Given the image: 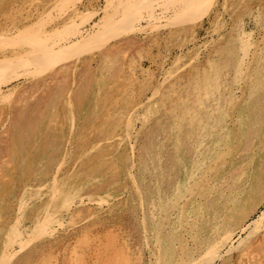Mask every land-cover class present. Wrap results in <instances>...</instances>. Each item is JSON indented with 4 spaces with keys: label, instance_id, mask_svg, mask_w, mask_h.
<instances>
[{
    "label": "rangeland",
    "instance_id": "1",
    "mask_svg": "<svg viewBox=\"0 0 264 264\" xmlns=\"http://www.w3.org/2000/svg\"><path fill=\"white\" fill-rule=\"evenodd\" d=\"M0 1H3V3H0L4 5H0L2 6L0 12L8 9L0 13L2 15L0 16V19L2 18V21L0 20V31H6L7 33L9 30L11 31L9 32L11 35L9 34L10 36L7 39H0V44L3 43L4 46L0 47V58L4 55H16L13 53L14 49H11V47L9 49L10 44L14 42L13 40L22 38V42L25 43L30 38L28 35H31L34 29L36 30L40 26V30H44V28L46 30V33L41 37L36 36L38 33L34 35L39 39L36 40L35 46L28 47L25 51L20 50L19 46H15V49H19L17 54L20 55L19 58L21 59L13 63L12 68L10 67L9 70L8 68L3 71L0 70V92H2L0 94V261L2 262L0 264H149V262L155 264L156 258L160 256L161 259H159L168 264H174L175 262L189 264L194 260L196 264L205 262V264H264V125H262L264 124V110L256 114L257 111L254 110L256 105L254 106V104L258 105V98L249 95L250 92L252 94V90L257 88L255 84L258 83V78L260 76L264 77L262 76L264 71L261 69L264 61H262L263 63L259 61L264 56V0H60L57 8L53 6L54 0ZM6 4H8V7ZM36 5L40 6L36 8ZM72 8L76 9L74 14L67 16L65 13L70 14L71 11H66ZM47 12L48 14H46ZM32 17L35 19L33 20ZM256 17L259 22L255 21ZM182 18L189 21L183 22L182 20V23ZM6 25L12 26V30ZM17 29L18 31L21 29L20 31L24 34H18ZM250 31H252L251 34H249ZM244 33L246 34L244 35ZM17 35L22 36L18 37ZM86 37L94 38L90 41L86 39L84 44V38ZM242 43L246 45L249 53L245 64L248 65L251 59L250 66L254 68L251 76L253 82H249L248 73L244 70L245 66L237 70L234 64L235 57L238 55V48ZM23 46L22 44V49ZM261 49L263 50L259 51ZM225 51L233 55L230 54L226 58L223 54ZM25 53H28V55ZM253 53L257 55L255 59H253ZM261 60H264V58ZM51 61L56 62L55 69L51 71L49 69L44 74H37L36 76V66L42 62L44 63L43 67L48 66ZM228 61L233 62L232 66L228 65V67L226 65ZM255 71L256 74H253ZM160 82L162 85H160ZM193 87L196 88L195 92L200 100H211L214 104L220 105L218 107L215 105L219 110V113H216L218 114V121H215L219 124L215 126V130L219 131V137L216 138L223 140L222 137L229 128L227 135L225 134L226 142L229 141L226 143L223 140L224 142L220 145L221 148L218 149V153L221 152L216 157L218 170L215 173H209L205 178L199 174L196 178L198 180L193 182L192 187L194 190L202 186V192L198 195L193 188L187 187L185 183L182 163L184 165L189 162L187 158L190 154L189 156L186 155L185 146H182L183 148L178 146L180 140L178 136L183 137V141L189 138V135H187L188 137L185 136V130H181L183 126L181 124L177 125V128L171 126L169 131L167 128L166 132L160 134L159 137H156L153 132L155 127L165 120L168 121V124L178 123L179 118L176 115L185 113L182 109H185L184 101H186V105L188 104L187 107H191L194 102L191 101L194 99ZM245 87L247 88L245 89ZM157 88L161 93L158 92ZM209 90L213 92L210 93ZM221 90H223L222 93ZM232 92L237 94L235 98L231 95ZM223 93L224 96H221ZM188 94L191 96H188ZM218 95L223 99L217 98ZM242 97L247 100L242 102ZM153 98L155 102L152 101ZM69 100V103L72 104L71 107H69ZM200 100L197 102L199 105H201ZM222 100H226L225 103ZM235 101L236 103H232ZM239 101L241 104L238 103ZM172 102L174 103L172 104ZM240 105L242 106L240 107ZM172 107L173 109L177 107L175 108L176 114L172 112ZM69 108L73 109L72 112ZM206 108L203 105L200 107L202 113L204 111L209 113L210 108L208 110ZM180 109L183 112L182 110L180 112ZM35 115H38V117L36 118ZM226 116L228 117L226 118ZM155 118L156 120H153ZM231 119L232 121H230ZM242 120H244L243 123ZM249 120L254 123L252 124ZM255 123L256 125H254ZM16 127L18 128L16 129ZM152 127L153 129H151ZM233 127L235 128L233 129ZM239 128L241 131H239ZM182 129H186V127ZM147 130L151 133L150 136ZM37 132L38 134H36ZM228 133L231 135H228ZM146 136H148V139H146ZM167 138L170 140L168 141ZM150 139H152V143H150ZM148 141L150 145L154 144L151 145L153 149H151V146L146 147ZM249 141L252 142L249 143ZM182 142L180 145H182ZM169 143H172V145ZM232 146L236 148L233 149ZM178 148L180 150H176ZM181 150L184 154L181 153ZM138 152L142 157L139 156ZM224 152H227V154H223ZM233 152L235 153L232 154ZM18 153L21 154H19L21 157ZM156 153L159 156L161 155V158L157 157ZM240 154L242 157L239 156ZM168 155L171 156L169 160ZM184 155H186V159L183 161ZM9 157H13V159ZM162 158L165 160L163 161ZM242 158H247L248 162ZM236 160H239L238 163ZM88 161L91 163L90 165ZM221 162H223V165H221ZM170 163L173 167L170 166ZM157 164L159 165L157 166ZM161 164L162 166H160ZM228 166L232 167L228 168ZM138 167L140 170L142 169L141 173L140 170L137 171ZM12 168L14 169L13 173ZM156 169H160L159 172L161 173ZM128 171L134 175L130 176L131 173L129 174ZM169 171L171 172L169 173ZM70 174L72 178L69 177ZM23 175H26V177ZM54 175H57L58 180L55 187L53 185ZM173 175L176 176V179ZM27 176L28 180H24ZM64 176L65 178H63ZM148 176L151 178H148ZM20 178L22 181L19 180ZM213 178L216 181L215 183H220L215 192V195H217V208L212 211L207 205L211 202L207 201L211 194L208 193L206 188L210 182H213ZM148 179L152 182L150 183ZM202 179H205V181ZM256 179L258 181H255ZM201 181L202 185H199L198 182L201 183ZM140 183L143 184L140 186ZM69 184L73 186L67 188ZM240 184H242V187ZM143 190H145L144 196ZM3 192L5 193L3 194ZM53 192H56L55 196H52ZM163 195L165 196L163 197ZM59 196L61 197L59 198ZM255 196H257V199H255ZM68 197H71L70 200H68ZM101 197L104 200L101 201ZM195 197L199 198L198 201ZM128 199L129 201H126ZM55 201L56 203H53ZM62 201L63 203L67 202V204L68 202L71 203H69V207L62 208L63 205L61 204L63 203H60ZM48 203H50L49 207L47 206ZM52 203L56 204V207ZM230 203L235 205V209L234 205ZM16 207H18V210ZM240 207L243 209L241 210ZM47 208H50L49 211ZM142 208L145 209V213ZM245 208H247L246 211ZM147 209H149L148 212ZM150 209H152L151 215L149 213ZM53 213L55 214L51 215ZM42 214L46 217L48 215L49 220L43 217ZM36 216L39 217V220ZM205 216L207 217L205 218ZM213 216L215 220H212ZM142 219H146L148 223ZM206 219L207 221H205ZM55 220L57 221L55 222ZM211 220L213 223H211ZM47 222H49L50 227L53 225L52 228L45 233L40 232L42 231L40 230L39 234L38 227ZM145 222L146 225H144ZM59 223H61V226ZM15 225L18 227L16 226V228ZM201 226L203 227L201 228ZM196 228H200V230H196ZM54 231L55 233H53ZM226 231H232L229 240H224L222 237ZM204 232L206 233L202 234ZM173 233H176V235ZM182 233L186 238L183 237ZM32 234H35V236L30 240L31 242L29 241L30 243L26 244V249H22L23 253H19L21 248L18 238L29 239ZM171 234L174 236H171ZM37 235L38 240L36 239ZM180 237H183V240L181 239L183 243L180 241ZM215 238H219V240L215 241ZM12 240L15 242L14 244ZM179 241L181 244L178 243ZM216 242L218 245H216ZM210 243L216 245V254L214 257L212 256L213 258L206 255L209 246H213ZM185 245L186 247H184ZM175 247L178 251H175ZM196 249L199 251H196ZM181 250L183 251L181 252ZM159 252H162L163 255ZM197 252H200L199 255ZM152 253L153 255H151ZM3 255L9 257L2 260ZM191 255H193V258ZM203 256L209 261L205 260ZM10 257H12L11 262L8 260ZM201 257L203 261L200 263Z\"/></svg>",
    "mask_w": 264,
    "mask_h": 264
},
{
    "label": "bare ground",
    "instance_id": "2",
    "mask_svg": "<svg viewBox=\"0 0 264 264\" xmlns=\"http://www.w3.org/2000/svg\"><path fill=\"white\" fill-rule=\"evenodd\" d=\"M11 1V0H10ZM0 2H2L3 3V1H0ZM7 2V1H6ZM59 2H60V0H54L53 1V6H54V8H57V5L59 4ZM72 2V1H71ZM2 3H0V5H3ZM9 3V2H8ZM25 3H27V2H25ZM71 4V3H70ZM8 4H6V6H7ZM4 6V5H3ZM30 6V5H29ZM34 6V5H33ZM37 6H40V5H36V8H37ZM0 7H2V6H0ZM8 7V6H7ZM6 7V8H7ZM68 7H70L69 5H68ZM17 8V7H16ZM30 8V7H29ZM63 8H64V6H63ZM67 8V7H66ZM74 8V7H73ZM71 9V10H67L66 12H70L71 11V13L70 14H68V13H65V14H67V16L68 15H72V14H74V12H75V10L76 9ZM10 9V8H9ZM31 9V8H30ZM29 9V10H30ZM33 9V8H32ZM70 9V8H69ZM8 10V9H7ZM7 10H3L4 12L5 11H7ZM28 10V9H27ZM36 10H38V9H36ZM49 10V9H48ZM51 10H52V7H51ZM2 11V12H3ZM21 11V10H20ZM31 11V10H30ZM33 11H35V10H33ZM57 11V10H56ZM259 11V10H258ZM2 12H0V13H2ZM27 12V11H26ZM42 12V11H41ZM48 12H50V11H48ZM48 12L46 13V14H48ZM55 12V11H54ZM18 13V12H17ZM37 13V12H36ZM56 13V12H55ZM59 13V12H58ZM63 13V12H62ZM261 13V12H260ZM263 13V12H262ZM32 15L34 14L33 12L31 13ZM38 14H39V11H38ZM29 15V14H28ZM40 15H42V14H40ZM61 15V14H60ZM0 16H2V15H0ZM5 16V15H4ZM30 16V15H29ZM35 16V15H34ZM55 16V15H54ZM57 16H58V14H57ZM62 16H63V14H62ZM255 16V15H254ZM261 16V15H260ZM27 17V16H26ZM38 17V16H37ZM29 18V17H28ZM33 18V17H32ZM39 18V17H38ZM41 18V17H40ZM2 19V18H1ZM0 19V20H1ZM6 19V18H5ZM27 19V18H26ZM35 18H33V20H34ZM42 19V18H41ZM182 20H183V22H187V21H189L188 19H186V18H182L181 19V22H182ZM2 21V20H1ZM24 21V20H23ZM44 21H45V18H44ZM255 21H258V19H257V17H256V19H255ZM12 22V21H11ZM51 22V21H50ZM180 22V21H179ZM182 22V23H183ZM259 22V21H258ZM6 23V22H5ZM256 24H257V22H256ZM259 24V23H258ZM4 26H5V24H4ZM6 26H9V25H6ZM14 26V25H13ZM22 26V25H21ZM35 26V25H34ZM10 28H11V30H12V26H9ZM8 27V28H9ZM15 27V26H14ZM23 28H24V26H22ZM31 27V26H30ZM43 27V26H42ZM264 27V26H263ZM2 28H4L3 26H2ZM25 28H27V27H25ZM262 28V27H261ZM16 29V28H15ZM21 30V29H20ZM18 31V29H17V31H18V34H21V33H23L24 34V32H22V31ZM29 30V29H28ZM37 30V31H36ZM34 29V31H33V33L31 34V35H28L29 33L27 32V35L28 36H30V38H29V40H26L25 41V43H23L22 42V38H20V39H18L15 35H13L14 37H16L17 39L16 40H13L12 42L13 43H9L10 44V46H9V49H10V47H11V49H14L13 51V53L14 54H16V55H11L10 54V56H6V55H4V57H2V58H0V70H5V68H8V70H9V68L11 67L12 68V64L13 63H15L18 59H21V58H19V54H17L18 52H19V49L17 50V49H15L14 47L16 46H19L21 49L20 50H27L28 49V47L30 48V47H33V46H35V43L37 42L36 40H39L36 36H39V37H41L44 33H46V30H45V28H44V30H40V26L37 28V29ZM263 30V29H262ZM27 31V30H26ZM31 31V30H30ZM232 31V30H231ZM247 31V30H246ZM1 33H0V39H7L11 34L9 33V32H11L10 30H9V32L7 33L6 31H0ZM236 32V31H235ZM251 32L252 31H250V33L249 34H251ZM26 33V32H25ZM38 33V35H36ZM264 33V32H263ZM10 34V35H9ZM12 34H14V33H12ZM246 33H244V35H245ZM258 34V33H257ZM33 35V36H32ZM34 35H36V36H34ZM253 35V34H252ZM256 35V34H255ZM262 35V34H261ZM18 36V35H17ZM22 35H19L18 37H21ZM26 36V35H25ZM27 36V37H28ZM238 36H240V35H238ZM248 37H249V35H248ZM251 37H253V36H251ZM263 37V36H262ZM11 38H13V37H11ZM94 37H89V38H84V44H85V41H86V39H88L89 41L91 40V39H93ZM240 38H241V36H240ZM28 39V38H27ZM32 39V40H31ZM242 39V38H241ZM253 39V38H252ZM259 39V37L257 38V40ZM227 40V39H226ZM255 40V39H254ZM264 40V39H263ZM261 42V41H260ZM2 43V42H1ZM252 43V42H251ZM3 44V43H2ZM2 44H0L1 46L0 47H4ZM24 45V46H26L25 48H24V46H23V49H22V47H21V45ZM90 44V43H89ZM240 44V43H239ZM254 44H255V42H254ZM257 44H258V42H257ZM12 45V46H11ZM256 45V44H255ZM254 45V46H255ZM83 46V45H82ZM247 46H249V45H247ZM251 46V45H250ZM261 46V45H260ZM8 47V46H7ZM6 47V48H7ZM258 47H259V45H258ZM254 49H256L255 47H254ZM260 49V48H259ZM4 50V49H3ZM235 50H236V48H235ZM239 50V51H238ZM238 52H237V57H235L236 58V60H235V62H234V64L236 65V67H237V70L238 69H241V67L242 66H245V69L244 70H246V72L248 73V79H249V82H253L251 79L253 78H251V76H252V71L254 70V68H252V66H250L251 65V59L249 60V62H248V65H246L245 63H246V59H247V55L249 54L248 53V51H247V47H246V45H244L243 43H242V45L238 48ZM257 50V49H256ZM263 49H261V50H259V51H262ZM6 51V50H5ZM29 51V50H28ZM28 51H26V52H28ZM16 52V53H15ZM21 52V51H20ZM256 52V51H255ZM254 52V53H255ZM12 53V54H13ZM23 53V52H22ZM21 53V54H22ZM32 53V52H31ZM30 53V54H31ZM253 53V54H254ZM4 54V53H3ZM9 54V53H8ZM25 54H27L28 55V53H25ZM29 54V55H30ZM223 54H225L224 56L226 57V58H228L227 56H229L230 54L231 55H233L232 53H230V52H227V51H225V52H223ZM228 54V55H227ZM252 54V53H251ZM1 55V54H0ZM254 58L253 59H255L256 57H257V55H255L254 54V56H253ZM183 58V57H182ZM251 58H252V55H251ZM263 58H264V56H263ZM263 58H261V59H263ZM259 60V61H264V60ZM258 61V62H259ZM258 62H257V64H258ZM207 63H209V62H207ZM230 62L228 61V62H226V65L228 66H232V63H230ZM263 63V62H262ZM43 62L42 63H40L39 65H37L36 66V68H37V72H36V76H37V74L38 75H41V74H44L46 71H48L49 69H50V71L51 70H53V69H55V67H56V62H50L49 63V65L48 66H44L43 67ZM221 64V63H220ZM55 65V66H54ZM57 65H59V64H57ZM209 65H210V63H209ZM184 66V65H183ZM228 66V67H229ZM226 67V66H225ZM213 68H214V66H213ZM227 68V67H226ZM257 69L259 68V67H256ZM235 69V68H234ZM261 69L264 71V65L263 66H261ZM204 71V70H203ZM214 71V70H213ZM241 71V70H240ZM256 71H258V70H256ZM256 71L253 73V74H256ZM202 72V71H201ZM207 72V71H206ZM200 73V72H199ZM263 73V72H262ZM208 74H209V71H208ZM214 74H215V72H214ZM213 74V76L215 77V75ZM241 74H242V72H241ZM258 74V73H257ZM193 75V74H192ZM195 75V74H194ZM207 77H208V75H206ZM205 76V77H206ZM262 76H264V75H262ZM191 77V76H190ZM211 77V76H210ZM220 77V76H219ZM240 77V76H239ZM242 77V76H241ZM197 78V77H196ZM209 78V77H208ZM74 79V78H73ZM215 79V78H214ZM240 79V78H239ZM239 79H238V81H239ZM243 79V78H242ZM189 80H190V78H189ZM193 80V79H192ZM207 80H209V79H207ZM217 80H218V78H217ZM244 80V79H243ZM251 80V81H250ZM216 81V80H215ZM188 82H190V81H188ZM193 82H194V80H193ZM204 82V81H203ZM246 82V81H245ZM244 82V83H245ZM212 83H213V80H212ZM219 83V82H218ZM223 83V82H222ZM244 83H242V84H244ZM257 83V82H256ZM158 84V83H157ZM193 84V83H192ZM202 84V83H201ZM204 84H206V83H204ZM215 84H216V82H215ZM220 84V83H219ZM160 85H162L161 84V82H160ZM165 85V84H164ZM163 85V86H164ZM209 85V84H208ZM207 85V86H208ZM230 85V84H229ZM236 85V84H235ZM239 85V84H238ZM246 86H247V84H245ZM257 85V88H255L254 90H252L253 92H252V94H251V92L249 93V95L251 96V97H254V98H258V105L257 104H254V110H256L257 112H256V114H258V113H261V111L262 110H264V77H259L258 78V83L257 84H255V86ZM191 86V85H190ZM189 86V87H190ZM213 86H216V85H213ZM222 86V85H221ZM241 86V85H240ZM87 87V86H86ZM156 87H157V85H156ZM209 87V86H208ZM218 87V86H217ZM216 87V88H217ZM242 87H244V86H242ZM250 87V86H249ZM198 88V87H197ZM207 88V87H206ZM210 88V87H209ZM220 88V87H219ZM247 87H245V89H246ZM87 89V88H86ZM95 89V88H94ZM158 89V88H157ZM163 89H164V87H163ZM205 89V88H204ZM203 89V90H204ZM211 89V88H210ZM251 89V88H250ZM84 90H85V88H84ZM89 90V89H88ZM92 90V89H91ZM96 90H98V89H96ZM95 90V91H96ZM153 90V89H152ZM156 90V89H155ZM189 90V89H188ZM195 90H196V88H194L193 87V93H194V99L193 100H191V101H194L193 103H192V106L190 107V106H188L187 107V105L185 104L186 103V101H184V103H183V105L185 106V109L184 108H182L184 111H185V113L184 114H180V115H176L179 119H178V123L176 124V122H174V123H171V124H168L167 122V120H165L164 122H160L159 124L158 123H155V124H158L156 127H155V130L153 131L154 132V135L156 136V137H159L160 136V134H163V133H165L166 132V130H167V128H168V131L170 130V127L171 126H173V127H176L177 128V125H179V124H181V126H183L182 128H184V127H186V129H182L181 128V130H185V133H186V135L185 136H187V135H189V138H187V139H185V141H183V137H180V136H178V138L180 139L179 140V144H178V146H180V148L183 146H185V153H186V155H188L189 156V154H190V156H189V158H187L188 160H189V162L186 164H184L183 165V163H182V168H183V171H184V176H185V183L187 184V187H190L191 189L193 188L192 186H193V182L195 181V180H198V179H196V178H198V175L199 174H201V176L202 177H207L208 176V174L209 173H211V172H213V173H215L217 170H218V167H217V163H216V157H217V154H220V153H218V149L219 148H221L220 147V145H221V143L222 142H226V133H227V131H228V129H227V131H225L226 133V135L224 134V137H222L223 138V140H221L220 138L219 139H217L216 137H219V131L218 130H215L216 129V125L218 126L219 124H217V123H215V121H218V119H217V116H218V114H216V113H219V110H217V108H216V106L215 105H217V103L216 104H214L213 102H211V100H206V101H204V100H200L198 97H197V93L195 92ZM217 90V89H216ZM241 90V89H240ZM244 90V89H243ZM86 91V90H85ZM139 91V90H138ZM161 91H163V90H161ZM215 91V90H214ZM218 91V90H217ZM222 91L223 90H221V93H222ZM239 91V90H238ZM247 91V90H246ZM11 92V91H10ZM13 92V91H12ZM158 92H160V90L158 89ZM171 92H173V91H171ZM206 92H208V91H206ZM209 92H210V90H209ZM213 92V91H212ZM212 92H210V93H212ZM241 92H242V90H241ZM244 92V91H243ZM2 92H0V94H1ZM87 93V92H86ZM99 93V92H98ZM161 93V92H160ZM220 93V92H219ZM97 94V93H96ZM151 94L153 95V93L151 92ZM166 94V93H165ZM164 94V95H165ZM199 94V93H198ZM209 94V93H208ZM217 94V93H216ZM242 94H244V93H242ZM245 94L247 95V93L245 92ZM88 95V94H87ZM99 95V94H98ZM159 95V94H158ZM157 95V96H158ZM228 95V94H227ZM231 95H233L234 96V98L236 97V93L235 92H232L231 93ZM2 96V95H1ZM4 96V95H3ZM159 96H161V95H159ZM163 96V95H162ZM180 96V95H179ZM188 96H191V95H189L188 94ZM193 96V95H192ZM204 96V95H203ZM221 96H224V93L221 95ZM226 96V95H225ZM240 96V95H239ZM180 97H182V96H180ZM200 97V96H199ZM217 97V96H216ZM228 97V96H227ZM238 97V96H237ZM244 97V96H243ZM242 97V98H243ZM10 98V97H9ZM151 98V97H150ZM167 98V97H166ZM175 98V97H174ZM186 98H187V95H186ZM189 98V97H188ZM217 98H221V97H219V95H218V97ZM241 98V100H242V102H243V100H247V99H242ZM89 99V98H88ZM87 99V100H88ZM158 99V98H157ZM168 99H169V97H168ZM176 99H177V96H176ZM190 99V98H189ZM188 99V100H189ZM218 99V100H219ZM221 99H223V97L221 98ZM239 99V98H238ZM71 100V99H70ZM70 100L68 101V103L70 102ZM174 100V99H173ZM180 100V99H179ZM181 100H182V98H181ZM184 100V99H183ZM198 100H200V103H201V105H199L197 102H198ZM237 100V99H236ZM67 101V100H66ZM151 101V100H150ZM152 101H154V98H153V100ZM151 101V102H152ZM163 101H165L164 99H163ZM178 101V100H177ZM211 103H210V102ZM226 101V100H225ZM225 101H223L222 100V102H224L225 103ZM254 101V100H253ZM255 101H256V99H255ZM148 102H149V100H148ZM155 102V101H154ZM157 102V101H156ZM216 102V101H215ZM67 103V104H68ZM174 102H172V104H173ZM188 103V102H187ZM232 103H236V101L235 102H232ZM238 103H240L241 104V102L239 101ZM249 103V102H248ZM253 103V102H252ZM114 104V106H115V102L113 103ZM112 104V105H113ZM155 104V103H154ZM172 104H170V105H172ZM196 104H198V105H196ZM228 104V103H227ZM70 105H72L71 103H69V107H71ZM108 105V104H107ZM150 105V104H149ZM167 105V104H166ZM177 105H179L178 103H177ZM181 105V104H180ZM183 105H181V106H183ZM204 106V108H206L205 106H208L207 108H206V110H208V108H210V110H209V113H207L206 111H204L203 113H202V111H201V109H200V107L201 106ZM219 105V104H218ZM218 105H217V107H218ZM223 105V104H222ZM236 105H239V104H236ZM242 105H243V103H242ZM242 105H240V107L242 106ZM247 105H249V104H247ZM113 106V107H114ZM155 106H157V105H155ZM169 106V105H168ZM174 106H176V105H174ZM210 106V107H209ZM220 106V105H219ZM244 106H246V105H244ZM251 106V105H250ZM141 107V106H140ZM152 107V106H151ZM224 107V106H223ZM239 107V106H238ZM252 107H253V105H252ZM148 108V107H147ZM158 108V107H157ZM168 108V107H167ZM169 108H170V106H169ZM168 108V109H169ZM175 108H177V107H175ZM175 108L173 109V107H172V109H173V113L174 114H176L175 113ZM181 108V107H180ZM233 108V107H232ZM235 108V107H234ZM70 110H71V108H69ZM167 109V110H168ZM182 109H180V112H181V110ZM240 109V108H239ZM250 109H252V108H250ZM249 109V110H250ZM67 110V109H66ZM73 110V109H72ZM72 110H71V112H72ZM157 110V109H156ZM166 110V111H167ZM179 110V109H178ZM183 110H182V112H183ZM248 110V109H247ZM68 111V110H67ZM145 111V110H144ZM151 111V110H150ZM231 111V110H230ZM236 111H237V109H236ZM246 111V110H245ZM244 111V112H245ZM177 112V111H176ZM240 112V111H239ZM243 112V111H242ZM247 112V111H246ZM253 112H255V111H253ZM205 113V114H204ZM224 113V112H223ZM237 113H238V111H237ZM237 113H235V114H237ZM247 113H249V112H247ZM250 113H251V110H250ZM31 114H33V113H31ZM154 114V113H153ZM173 114V115H174ZM231 114V113H230ZM253 114V113H252ZM225 115V114H224ZM244 115V114H243ZM36 116V118L38 117V115H35ZM128 116H129V114H128ZM146 116V115H145ZM175 116V115H174ZM238 116H240L239 114H238ZM228 116H226V118H227ZM232 117H234V116H232ZM236 117V116H235ZM243 117V116H242ZM248 117L250 118V116L248 115ZM145 118V117H144ZM159 118V117H158ZM246 118V117H245ZM255 118V117H254ZM259 118V117H258ZM264 118V117H263ZM72 119H73V117H72ZM71 119V120H72ZM138 119V118H137ZM242 119V118H241ZM252 119H253V117H252ZM251 119V120H252ZM50 120V119H49ZM153 120H156V118L155 119H153ZM229 120V119H228ZM240 120V119H239ZM251 120H249V121H251ZM259 120V119H258ZM257 120V122H259ZM145 121V120H144ZM230 121H232V119L230 120ZM234 121V120H233ZM243 121L244 120H242V123H243ZM245 121H246V119H245ZM33 122H34V120H33ZM38 122V121H37ZM50 122V121H49ZM130 122V121H129ZM155 122V121H154ZM226 122V121H225ZM237 122H238V120H237ZM236 122V123H237ZM36 123V122H35ZM41 123V122H40ZM43 123V122H42ZM128 123V122H127ZM142 123H144V122H142ZM147 123V122H146ZM152 124H153V122H151ZM239 123V122H238ZM245 123V122H244ZM251 123L253 124L254 122H252L251 121ZM45 124V123H44ZM145 124V123H144ZM173 124V125H172ZM224 124H226V123H224ZM229 124V123H228ZM250 124V123H249ZM129 125V124H128ZM233 125V124H232ZM231 125V126H232ZM243 125H246V124H243ZM242 125V126H243ZM251 125V124H250ZM254 125H256V123L254 124ZM253 125V126H254ZM262 125H264V124H262ZM35 126V125H34ZM72 126V125H71ZM230 126V128H232ZM234 126V125H233ZM241 126V125H240ZM36 127V126H35ZM35 127H33V128H35ZM150 127V126H149ZM220 127V126H219ZM223 127V126H222ZM221 127V128H222ZM260 127V126H259ZM18 127H16V129H17ZM48 128H49V126H48ZM225 128V127H224ZM235 127H233V129H234ZM237 128V127H236ZM242 128V127H241ZM248 128V127H247ZM31 129V128H30ZM127 129V128H126ZM143 129V128H142ZM151 129H153V127L151 128ZM258 129H260V128H258ZM42 130V129H41ZM48 130V129H47ZM149 131H150V129H148ZM147 130V132H149ZM236 130V129H235ZM252 130V129H251ZM255 130H257L256 128H255ZM19 131V130H18ZM32 131H33V129H32ZM221 131H222V129H221ZM237 131V130H236ZM239 131H241L240 130V128H239ZM31 132V131H30ZM151 132V131H150ZM149 132V136H150V133ZM252 132H254V131H252ZM34 133V132H33ZM48 133V132H47ZM174 133V132H173ZM245 133V132H244ZM244 133H243V136H244ZM247 133V132H246ZM262 133V132H261ZM36 134H38V132L36 133ZM238 134V133H237ZM254 134H256V132H254ZM9 135V134H8ZM28 135V134H27ZM98 135V134H97ZM165 135H167V134H165ZM178 135V134H177ZM228 135H231V134H229L228 133ZM248 135V134H247ZM251 135H253V134H251ZM258 135V134H257ZM15 136V135H14ZM23 136V135H22ZM25 136V135H24ZM32 136V135H31ZM38 136V135H37ZM232 136H234V135H232ZM26 137V136H25ZM28 137H30V136H28ZM45 137V136H44ZM147 138L146 139H148V136H146ZM152 137V136H151ZM155 137V138H156ZM188 137V136H187ZM237 137H241V136H237ZM250 137V136H249ZM37 138V137H36ZM43 138V137H42ZM70 138V137H69ZM97 138V137H96ZM98 138H99V135H98ZM97 138V140H101V138H99L98 139ZM102 138H103V136H102ZM150 138V137H149ZM235 138V137H234ZM245 138V137H244ZM243 138V140H245ZM251 138H252V136H251ZM260 138H262L261 136H260ZM14 139H15V137H14ZM17 139V138H16ZM18 139H20V138H18ZM22 139V138H21ZM28 139V138H27ZM35 139V138H34ZM105 139V138H104ZM157 139V138H156ZM253 139V138H252ZM42 140V139H41ZM110 140V139H109ZM108 140V141H109ZM112 140V139H111ZM145 140V139H144ZM167 140L169 141L170 139L169 138H167ZM21 141V140H20ZM46 141V140H45ZM107 141V140H106ZM150 143H152V139H150ZM173 141V140H172ZM183 141V142H182ZM229 141V140H228ZM227 141V142H228ZM237 141V140H236ZM17 143H18V140L16 141ZM24 142V141H23ZM39 142H40V140H39ZM90 142V141H89ZM102 142V141H101ZM112 142V141H111ZM146 142V141H145ZM155 142V141H154ZM156 142H158V141H156ZM181 142H182V145H180L181 144ZM226 142V143H227ZM233 142V141H232ZM244 142V141H243ZM252 142V141H251ZM250 141H249V143H251ZM258 142H260V141H258ZM41 143V142H40ZM91 143V142H90ZM114 143V142H113ZM225 143V144H226ZM93 144V143H92ZM170 145H172V143H169ZM259 144V143H258ZM262 144V143H261ZM13 145V144H12ZM16 145V144H15ZM14 145V146H15ZM40 145V144H39ZM152 145V144H151ZM150 144H149V141L147 142V144H146V147H148V146H151ZM154 145V144H153ZM152 145V146H153ZM233 145H235V144H233ZM245 145V144H244ZM257 145V144H256ZM21 146V145H20ZM19 146V147H20ZM23 146V145H22ZM41 146H42V144H41ZM46 146V145H45ZM89 146V145H88ZM97 146V145H96ZM151 146V147H152ZM167 146H168V143H167ZM230 146V145H229ZM252 146V145H251ZM132 147V146H131ZM155 147V146H154ZM162 147V146H161ZM182 147V148H183ZM233 147V146H232ZM241 148H242V146H240ZM12 148H13V146H12ZM15 148H16V146H15ZM40 148V147H39ZM42 148V147H41ZM66 148V147H65ZM93 148H95V147H93ZM92 148V149H93ZM97 148V147H96ZM133 148V147H132ZM165 148V147H164ZM227 148V147H226ZM225 148V149H226ZM236 148V147H235ZM234 147H233V149H235ZM244 148V147H243ZM27 149V148H26ZM46 149V148H45ZM82 149V148H81ZM91 149V148H90ZM91 149V150H92ZM107 149V148H106ZM151 149H153V147L151 148ZM167 149V148H166ZM250 149V148H249ZM44 150V149H43ZM66 150V149H65ZM133 150V149H132ZM157 150H159V149H157ZM176 150H180L179 148L178 149H176ZM243 150V149H242ZM258 150V149H257ZM13 151V150H12ZM104 151V150H103ZM137 151H138V149H137ZM155 151H156V149H155ZM11 152V151H10ZM46 152V151H45ZM83 152V151H82ZM89 152V151H88ZM165 152V151H164ZM180 152V151H179ZM246 152V151H245ZM250 152V151H249ZM252 152V151H251ZM261 152V151H260ZM42 153H43V151H42ZM84 153V152H83ZM134 153V152H133ZM139 153V152H138ZM151 153V152H150ZM155 153V152H154ZM153 153V154H154ZM181 153H183L182 152V150H181ZM180 153V154H181ZM229 153V152H228ZM235 152H233L232 154H234ZM238 153H239V151H238ZM255 153V152H254ZM262 153V152H261ZM260 153V154H261ZM20 153H18V155H19ZM140 154V153H139ZM143 154V153H142ZM149 154V153H148ZM172 154V153H171ZM170 154V155H171ZM184 154V153H183ZM223 154H227V152H224ZM231 154V155H232ZM21 155V154H20ZM19 155V157H21ZM33 155V154H32ZM38 155V154H37ZM44 155V154H43ZM91 155V154H90ZM157 157L159 156L158 155V153H156L155 154ZM186 155H184V158H182L183 159V161L186 159ZM236 155H237V153H236ZM244 155V154H243ZM248 155V154H247ZM262 155V154H261ZM260 155V156H261ZM5 156V155H4ZM139 156H141V154L139 155ZM138 156V157H139ZM150 156V155H149ZM148 156V157H149ZM155 156V157H156ZM161 156V155H160ZM159 156V157H160ZM166 156V155H165ZM183 156V155H182ZM198 156V157H197ZM220 156V155H219ZM223 156V155H222ZM240 157H242L241 156V154L239 155ZM238 156V157H239ZM250 156V155H249ZM254 156V155H253ZM256 156V155H255ZM263 156V155H262ZM261 156V157H262ZM35 157V156H34ZM38 157V156H37ZM42 157V156H41ZM88 157H89V155H88ZM95 157V156H94ZM142 157V156H141ZM169 157H171V156H169L168 155V160L170 159ZM257 157V156H256ZM9 158H12L13 159V157H9ZM32 159H33V157H31ZM107 158V157H106ZM108 158H109V156H108ZM137 158V157H136ZM143 158H144V156H143ZM161 158V157H160ZM159 158V159H160ZM166 158V157H165ZM174 158V157H173ZM236 158V157H235ZM248 158V157H247ZM247 158H242L243 160H245L246 159V161L248 162V159ZM264 158V157H263ZM31 159V160H32ZM38 159H40V157H38ZM87 159V158H86ZM97 159H99V158H97ZM154 159V158H153ZM158 159V158H157ZM223 160L225 159V158H222ZM256 159V158H255ZM262 159V158H261ZM21 160V159H20ZM30 160V161H31ZM36 161H38L37 159H35ZM66 160V159H65ZM80 160V159H79ZM78 160V161H79ZM89 160V159H88ZM139 160V159H138ZM142 160H144V159H142ZM152 160V159H151ZM150 160V161H151ZM162 160H163V158H162ZM165 160V159H164ZM163 160V161H164ZM187 160V161H188ZM4 161V160H3ZM26 161H27V159H26ZM36 161H34V162H36ZM62 161V160H61ZM83 161V160H82ZM90 161V160H89ZM89 161H88V163H89ZM104 161V160H103ZM153 161V160H152ZM160 161H161V159H160ZM173 161V160H172ZM172 161H171V163H172ZM212 161V162H211ZM222 161V160H221ZM235 161V160H234ZM233 161V162H234ZM239 161V160H238ZM238 161L236 160V162L238 163ZM254 161V160H253ZM252 161V162H253ZM259 161H260V159H259ZM258 161V163H260ZM11 162V161H10ZM32 162V161H31ZM33 162V163H34ZM44 162V161H43ZM108 162V161H107ZM133 162V161H132ZM145 162V161H144ZM159 162V161H158ZM211 162V163H210ZM241 162V161H240ZM28 163V162H27ZM30 163V162H29ZM138 163H139V161H138ZM140 163H142V161H140ZM153 163V162H152ZM151 163V164H152ZM170 163V164H171ZM176 163V162H175ZM231 163V162H230ZM230 163H229V165H230ZM243 163H244V161H243ZM8 164V163H7ZM10 164V163H9ZM43 164V163H42ZM91 163H89V165H90ZM164 164V163H163ZM167 164V163H166ZM232 164V163H231ZM241 164V163H240ZM246 164V163H245ZM248 164V163H247ZM3 165V164H2ZM16 165V164H15ZM22 165V164H21ZM38 165V164H37ZM86 166H87V164H85ZM84 165V167L86 168V166ZM95 165V164H94ZM134 165H135V163H134ZM136 165H138V164H136ZM159 164H157V166H158ZM165 165V164H164ZM169 165V164H168ZM181 165V164H180ZM207 165V166H206ZM221 165H223V162H221ZM257 165V164H256ZM9 166V165H8ZM11 166V165H10ZM14 166V165H13ZM25 166V165H24ZM27 166H28V164H27ZM36 166V165H35ZM133 166V165H132ZM142 166V165H141ZM154 166V165H153ZM156 166V167H157ZM160 166H162V164L160 165ZM159 166V167H160ZM170 166H172V164L170 165ZM179 166V165H178ZM226 166V165H225ZM233 166V165H232ZM231 166V167H232ZM245 166V165H244ZM252 166V165H251ZM259 166V165H258ZM23 167V166H22ZM21 167V168H22ZM93 167V166H92ZM100 167V166H99ZM134 167V166H133ZM140 167V166H139ZM138 167V168H139ZM143 167H144V165H143ZM164 167V166H163ZM168 167V166H167ZM166 167V168H167ZM173 167V166H172ZM177 167V166H176ZM231 167H229L228 166V168H231ZM234 167V166H233ZM257 167V166H256ZM14 168V167H13ZM12 168V173H13V169ZM34 168V167H33ZM81 168V167H80ZM165 168V167H164ZM170 168V167H169ZM226 168V167H225ZM235 168V167H234ZM241 168V167H240ZM250 168V167H249ZM252 168V167H251ZM254 168V167H253ZM260 168V167H259ZM10 169V168H9ZM30 169V168H29ZM28 169V170H29ZM127 169V168H126ZM131 169H132V167H131ZM144 169V168H143ZM158 169V168H157ZM156 169V170H157ZM173 169V168H172ZM174 169H175V167H174ZM220 169V168H219ZM256 169V168H255ZM254 169V170H255ZM2 170H3V168H2ZM7 170V169H6ZM116 170V169H115ZM135 170V169H134ZM140 170V168L137 170V171H139ZM142 170V169H141ZM141 170H140V173H141ZM148 170H149V168H148ZM147 170V171H148ZM152 170V169H151ZM155 170V171H156ZM160 170V169H159ZM159 170H157L158 172H159ZM165 170V169H164ZM226 170H229V169H226ZM225 170V171H226ZM231 170V169H230ZM248 170H250V169H248ZM251 170H253V169H251ZM258 170V169H257ZM4 171H5V169H4ZM10 171H11V169H10ZM20 171V170H19ZM36 171V170H35ZM35 171H34V173H35ZM131 171V170H130ZM130 171H128L129 172V174H130V176H132V175H134L132 172H130ZM175 171V170H174ZM179 171V170H178ZM177 171V172H178ZM235 171V170H234ZM237 171V170H236ZM242 171V170H241ZM18 172V171H17ZM21 172H22V170H21ZM20 172V173H21ZM29 172H30V170H29ZM37 172H38V170H37ZM117 172V171H116ZM120 172V171H119ZM145 172H146V170H145ZM163 172V171H162ZM166 172V171H165ZM171 171H169V173H170ZM173 172V171H172ZM177 172H176V174H177ZM219 172V171H218ZM256 172V171H255ZM25 173V172H24ZM23 173V174H24ZM42 173V172H41ZM81 173V172H80ZM92 173V172H91ZM150 173V172H149ZM157 173V172H156ZM159 173H161V172H159ZM158 173V174H159ZM179 173V172H178ZM229 173V172H228ZM252 173V172H251ZM253 173H254V171H253ZM26 174V173H25ZM29 174V173H28ZM31 174V173H30ZM29 174V175H30ZM32 174H33V172H32ZM88 174H90V173H88ZM118 174V173H117ZM139 174V173H138ZM143 174V173H142ZM147 174V173H146ZM174 174V173H173ZM219 174V173H218ZM221 174V173H220ZM230 174V173H229ZM18 175V174H17ZM21 175V174H20ZM119 175V174H118ZM120 175H121V173H120ZM127 175V174H126ZM135 175H136V173H135ZM140 175V174H139ZM152 175H153V173H152ZM24 176V175H23ZM55 176V175H54ZM57 176V175H56ZM53 177L54 179H53V185H54V187H55V185L58 183V180H57V177ZM84 176H85V174H84ZM115 176V175H114ZM122 176L124 177V175L122 174ZM129 176V175H128ZM138 176V175H137ZM169 176V175H168ZM168 176H166V178H168ZM174 177H175V179H176V176L175 175H173ZM179 176V175H178ZM218 176V175H217ZM233 176V175H232ZM246 176V175H245ZM245 176H244V178H245ZM248 176H249V174H248ZM1 177V176H0ZM6 177V176H5ZM4 177V178H5ZM24 177H26V175L24 176ZM37 177V176H36ZM68 177V176H67ZM69 177H71V174H70V176ZM133 177H135V176H133ZM144 177V176H143ZM150 176H148V178H149ZM155 177H156V175H155ZM159 177V176H158ZM201 177V178H202ZM220 177H221V175H220ZM238 177V176H237ZM22 178V177H21ZM21 178L19 179V180H21ZM38 178V177H37ZM63 178H65V176L63 177ZM72 178V177H71ZM70 178V179H71ZM93 179H94V177H92ZM96 178V177H95ZM100 178V177H99ZM147 178V177H146ZM151 178V177H150ZM164 178V177H163ZM178 178V177H177ZM199 178H200V176H199ZM212 178V177H211ZM251 178V177H250ZM6 179H8V178H6ZM28 180V176H27V178H24V180ZM70 179H68V180H70ZM91 179V178H90ZM133 179V178H132ZM136 179V178H135ZM134 179V180H135ZM153 179V178H152ZM174 179V178H173ZM259 179V178H258ZM258 179H256L255 181H258ZM2 180V179H1ZM98 180V179H97ZM123 180V179H122ZM140 180V179H139ZM147 180V179H146ZM151 180V179H150ZM163 180V179H162ZM200 180V179H199ZM203 180V179H202ZM209 180V179H208ZM218 180V179H217ZM249 180V179H248ZM3 181V180H2ZM22 181V180H21ZM52 181V180H51ZM118 181V180H117ZM138 181V180H137ZM148 181H149V179H148ZM147 181V182H148ZM158 181H160V180H158ZM175 181V180H174ZM173 181V182H174ZM177 181V180H176ZM203 181H205V179L203 180ZM219 181V180H218ZM245 181V180H244ZM252 182H254L253 180H251ZM251 181H249V182H251ZM23 182H25V181H23ZM72 182V181H71ZM70 182V183H71ZM90 182H92V181H90ZM121 182V181H120ZM139 182H142V181H139ZM150 182V181H149ZM152 182V181H151ZM150 182V183H151ZM154 183H155V181H153ZM165 182V181H164ZM209 182H210V180H209ZM216 181H214V178H213V182H210V184H209V186H207V190H208V193H210L211 195H210V198L208 197V199H207V201L208 202H210V204L209 203H207V205H209V208L213 211L214 209H216L217 208V205H216V202H217V195H215V192H216V189H217V186H219V183H215ZM225 182V181H224ZM73 183V182H72ZM116 183V182H115ZM118 183H119V181H118ZM167 184H168V181L166 182ZM226 183V182H225ZM246 183H247V181H246ZM246 183H245V186H246ZM22 184V183H21ZM113 184V183H112ZM119 184H121V183H119ZM134 184V183H133ZM136 184V183H135ZM143 184V183H142ZM141 183H140V186L142 185ZM165 184V183H164ZM170 184H171V181H170ZM197 184V183H196ZM198 184L200 185H202V181H201V183H199L198 182ZM223 184V183H222ZM227 184H230V183H227ZM23 185V184H22ZM35 185V184H34ZM53 185H51L52 187H53ZM91 185V184H90ZM146 185H148V184H146ZM163 185V184H162ZM174 185V184H173ZM241 185V187H242V184H240ZM10 186V185H9ZM26 186V185H25ZM38 186V185H37ZM36 186V187H37ZM43 186V185H42ZM60 186V185H59ZM70 186V184L67 186V188ZM71 186H73V185H71ZM70 186V187H71ZM134 186H136V185H134ZM169 186V185H168ZM244 186V187H245ZM40 187V186H39ZM49 187V186H48ZM53 187V188H54ZM155 188H156V186H154ZM162 187V186H161ZM247 187V186H246ZM25 188V187H24ZM38 188V187H37ZM41 188V187H40ZM46 188V187H45ZM51 188V187H50ZM62 188V187H61ZM142 188V187H141ZM153 188V187H152ZM48 189V188H47ZM244 189V188H243ZM38 190H40V189H38ZM45 190V189H44ZM151 190V189H150ZM161 190V189H160ZM163 190V189H162ZM166 190V189H165ZM164 190V191H165ZM190 190V189H189ZM193 190H194V188H193ZM242 190V189H241ZM28 191H29V189H28ZM55 191H58V190H55ZM75 191H76V188H75ZM80 191V190H79ZM109 191V190H108ZM145 190H143V196H144V192ZM152 191V190H151ZM158 191V190H157ZM156 191V192H157ZM194 191H196V194L198 195V194H200L201 192H202V186H200V187H198L196 190H194ZM206 191V190H205ZM237 191V190H236ZM37 192V191H36ZM35 192V193H36ZM67 192V191H66ZM140 192V191H139ZM142 192V191H141ZM148 192V191H147ZM162 192V191H161ZM184 192V191H183ZM5 192H3V194H4ZM13 193V192H12ZM11 193V194H12ZM55 193L56 192H53V195L52 196H55ZM74 194H75V192H73ZM73 193H72V196H73ZM77 193V192H76ZM105 193H107V192H105ZM110 193V192H109ZM174 193V192H173ZM205 193V192H204ZM230 193V192H229ZM242 193V192H241ZM248 193V192H247ZM36 194H38V193H36ZM41 194V193H40ZM46 194V193H45ZM59 194V193H58ZM69 194V193H68ZM132 194V193H131ZM138 194V193H137ZM161 194H164V193H161ZM160 194V195H161ZM203 194V193H202ZM212 194H214L213 196H212ZM224 194V193H223ZM39 195V194H38ZM49 195V194H48ZM51 195V194H50ZM60 195V194H59ZM64 195V194H63ZM63 195H61V196H63ZM77 195V194H76ZM76 195H74V196H76ZM148 195V194H147ZM206 195V194H205ZM58 196V195H57ZM61 196H59V198L61 197ZM67 196V195H66ZM102 196V195H101ZM156 196V195H155ZM165 195H163V197H164ZM170 196V195H169ZM204 196V195H203ZM22 197H24V196H22ZM40 197V196H39ZM64 197H65V195H64ZM81 197V196H80ZM129 197V196H128ZM141 197H142V195H141ZM151 197V196H150ZM184 197H186V196H184ZM220 197V196H219ZM256 198L255 199H257V196H255ZM50 198V197H49ZM58 198V197H57ZM66 198V197H65ZM69 199L68 200H70V198L71 197H68ZM196 198V197H195ZM207 198V197H206ZM81 199V198H80ZM127 199V198H126ZM130 199V198H129ZM129 199L128 200H126V201H129ZM151 199V198H150ZM166 199V198H165ZM182 199V198H181ZM180 199V200H181ZM197 199V198H196ZM195 199V200H196ZM199 199V198H198ZM198 199H197V201H198ZM201 199V198H200ZM203 199H205L204 197H203ZM249 199V198H248ZM252 199V198H251ZM261 199H263V198H261ZM20 200V199H19ZM61 200V199H60ZM64 200V199H63ZM100 200L102 201V200H104V198L102 199V197L100 198ZM153 201H154V199H152ZM167 200V199H166ZM188 200V199H187ZM222 200V199H221ZM220 200V201H221ZM237 200V199H236ZM259 200V199H258ZM24 201V200H23ZM37 201V200H36ZM65 201H67V200H65ZM95 201V200H94ZM100 201V202H101ZM143 201V200H142ZM151 201V200H150ZM163 201V200H162ZM184 201V200H183ZM200 201V200H199ZM227 201V200H226ZM148 202V201H147ZM180 202V201H179ZM178 202V203H179ZM191 202V201H190ZM204 202V201H203ZM252 202V201H251ZM53 203H56V201L55 202H53ZM52 203V204H53ZM60 203H63V201L62 202H60ZM59 203V204H60ZM69 203H71V202H68V204H67V202H64L63 204H61V205H63L62 206V208L63 207H66L67 208V206L69 207ZM138 203H139V201H138ZM182 203V202H181ZM234 203V202H233ZM237 203V202H236ZM250 203V202H249ZM248 203V204H249ZM258 203V202H257ZM51 204V205H52ZM59 204H57V205H59ZM139 204H141V202L139 203ZM153 204V203H152ZM155 204V203H154ZM231 204V203H230ZM229 204V205H230ZM247 204V205H248ZM251 204V203H250ZM4 205H6V204H4ZM26 205V204H25ZM35 205V204H34ZM46 205V204H45ZM49 205H50V203H48V207H49ZM56 205V204H55ZM54 204H53V206L54 207H56ZM191 205V204H190ZM194 205H196V204H194ZM200 205V204H199ZM205 205V204H204ZM228 205V204H227ZM231 205H234V204H231ZM18 206H20L19 204H18ZM43 206V205H42ZM41 206V207H42ZM222 206V205H221ZM243 206V205H242ZM39 207V206H38ZM50 207H52V206H50ZM133 207V206H132ZM142 207V206H141ZM148 207H150V206H148ZM194 207V206H193ZM227 207V206H226ZM231 207V206H230ZM229 207V208H230ZM233 207V206H232ZM17 208V210H18V207H16ZM21 208V207H20ZM53 208V207H52ZM51 208V209H52ZM58 208H59V206H58ZM177 208V207H176ZM203 208H205V207H203ZM208 208V207H207ZM206 208V209H207ZM239 208V207H238ZM23 209V208H22ZM48 209V208H47ZM50 209V208H49ZM49 209H48V211H49ZM57 209V208H56ZM61 209V208H60ZM65 209V208H64ZM175 209V208H174ZM205 209V210H206ZM221 209V208H220ZM227 209V208H226ZM234 209H235V205H234ZM240 209H241V207H240ZM239 209V210H240ZM243 209V208H242ZM241 209V210H242ZM246 209L247 208H245V211H246ZM39 210V209H38ZM54 210V209H53ZM52 210V211H53ZM58 210V209H57ZM129 210H131V209H129ZM128 210V211H129ZM134 210H135V208H134ZM142 210H143V208H142ZM145 210V209H144ZM144 210H143V212H144ZM148 210L149 209H147V212H148ZM152 209H150V215L152 214V211H151ZM177 210V209H176ZM42 211V210H41ZM45 211H47V210H45ZM133 211V210H132ZM175 211V210H174ZM174 211H173V213H174ZM256 211V210H255ZM36 212V211H35ZM43 212V211H42ZM135 212V211H134ZM155 212V211H154ZM223 212H225V211H223ZM50 213H52V212H50ZM59 213V212H58ZM145 213V212H144ZM143 213V214H144ZM156 213V212H155ZM154 213V214H155ZM166 213V212H165ZM196 213H197V211H196ZM195 213V214H196ZM202 213V212H201ZM219 213V212H218ZM244 213V212H243ZM44 214V213H43ZM42 214V216L43 217H46V215L44 216ZM45 214H46V212H45ZM55 213H53V214H51V215H54ZM148 214V213H147ZM199 214V213H198ZM211 214H212V212H211ZM245 214H246V212H245ZM51 215H49V217L51 216ZM146 215V214H145ZM205 215H206V212H205ZM221 215H223V214H221ZM147 216H149V215H147ZM153 216V215H152ZM155 216H156V214H155ZM189 216V215H188ZM202 216H203V214H202ZM211 216V215H210ZM37 217V216H36ZM35 217V218H36ZM54 217V216H53ZM144 217V216H143ZM207 216H205V218H206ZM216 217V216H215ZM221 217V216H220ZM16 218V217H15ZM38 218V220H39V217H37ZM47 219H48V215H47V217H46ZM51 219H52V217H50ZM55 218V217H54ZM57 218H59V217H57ZM56 218V219H57ZM148 218H150V217H148ZM153 218V217H152ZM175 218H176V216H175ZM198 218H200V217H198ZM197 218V219H198ZM203 218H204V216H203ZM218 218V217H217ZM238 218V217H237ZM240 218H242V217H240ZM17 219V218H16ZM15 219V220H16ZM34 219V218H33ZM45 219V218H44ZM193 219H194V216H193ZM208 219V218H207ZM207 219L205 220V221H207ZM214 219V216L212 217V220ZM234 219V218H233ZM49 220V219H48ZM143 220V219H142ZM146 220V219H145ZM145 220H143V221H145ZM212 220H211V223H213L212 222ZM215 220V219H214ZM226 220V219H225ZM45 221H46V219H45ZM51 221V220H50ZM57 220H55V222H56ZM173 221V220H172ZM184 221V220H183ZM198 221H199V219H198ZM221 221V220H220ZM240 221V220H239ZM34 222V221H33ZM36 222V221H35ZM42 222V221H41ZM53 222H54V219H53ZM146 222H147V220H146ZM146 222H145V224L144 225H146ZM171 222V221H170ZM169 222V223H170ZM174 222V221H173ZM200 222V221H199ZM202 222V221H201ZM226 223H227V221H225ZM233 222H234V220H233ZM11 223V222H10ZM13 223V222H12ZM45 223V222H44ZM144 223V222H143ZM148 223V222H147ZM179 223V222H178ZM203 223V222H202ZM204 223H206V222H204ZM258 223H259V221H258ZM58 224V223H57ZM60 224V226H61V223H59ZM78 224V223H77ZM150 224V223H149ZM164 224V223H163ZM168 224V223H167ZM176 224H177V222H176ZM190 224V223H189ZM230 224V223H229ZM235 224V223H234ZM14 225V224H13ZM166 225V224H165ZM182 225V224H181ZM186 225V224H185ZM185 225H183V226H185ZM201 225H203V224H201ZM206 225V224H205ZM236 225V224H235ZM234 225V226H235ZM17 225H15V227H16ZM53 226V225H52ZM52 226L50 227L49 226V222H47L46 224H44V225H41V226H39L38 227V232L40 231V230H42V231H40V232H42V233H45V232H48L51 228H52ZM148 226H150V225H148ZM164 226V225H163ZM168 226V225H167ZM178 226V225H177ZM176 226V227H177ZM229 226V225H228ZM248 226V225H247ZM18 227V226H17ZM16 227V228H17ZM35 227V226H34ZM36 227H37V225H36ZM203 226H201V228H202ZM207 227V226H206ZM170 228V227H169ZM35 229V228H34ZM54 229V228H53ZM57 229V228H56ZM197 229H199L200 230V228H196V230ZM203 229H205V228H203ZM236 229V228H235ZM234 229V230H235ZM239 229V228H238ZM13 230V229H12ZM11 230V231H12ZM16 230V229H15ZM21 230V229H20ZM20 230H19V232H20ZM151 230V229H150ZM195 230V229H194ZM206 230V229H205ZM228 230H229V228H228ZM232 230V229H231ZM36 231V230H35ZM57 231V230H56ZM166 231V230H165ZM188 231V230H187ZM223 231V230H222ZM4 232V231H3ZM32 232V231H31ZM40 232H39V234H40ZM159 232H161V231H159ZM171 232V231H170ZM174 232H176V231H174ZM181 232H183V231H181ZM194 232V231H193ZM197 232H199V231H197ZM201 232V231H200ZM216 232V231H215ZM232 232V231H231ZM231 232H228V231H226L225 233H224V235L222 236L223 238H224V240L225 239H228L230 236H231ZM234 232V231H233ZM15 233V232H14ZM24 233H26V232H24ZM37 233V232H36ZM35 233V234H36ZM53 233H55V231L53 232ZM52 233V234H53ZM164 233V232H163ZM206 232H204V233H202V234H205ZM231 233V234H230ZM3 234V233H2ZM35 234H32L31 236H30V238L29 239H23V238H18V243H20V248H21V251L19 252V253H23L22 251L24 250V249H26L25 248V246H27L26 244L35 236ZM51 234V235H52ZM149 234V233H148ZM174 235H176V233H173ZM201 234V235H202ZM214 234V233H213ZM219 234H221V233H219ZM18 235V234H17ZM174 235H172L171 234V236H174ZM182 235H183V233H182ZM189 235V234H188ZM199 236H200V234H198ZM207 235V234H206ZM205 235V236H206ZM9 236V235H8ZM21 236V235H20ZM160 236V235H159ZM170 236V237H171ZM198 236V237H199ZM149 237V236H148ZM183 237H185L184 235H183ZM183 237H180V241H182L183 239ZM188 237V236H187ZM201 237V236H200ZM8 239H9V237H7ZM38 238V235L36 236V239ZM44 238V237H43ZM46 238V237H45ZM163 238V237H162ZM177 238V237H176ZM186 238V237H185ZM188 238H190V237H188ZM202 238V237H201ZM208 238V237H207ZM221 238V237H220ZM222 238V239H223ZM151 239V238H150ZM175 239V238H174ZM182 239V240H181ZM192 239V238H191ZM199 239V238H198ZM216 239V238H215ZM221 239V240H222ZM14 240V239H13ZM12 240V241H13ZM38 240V239H37ZM36 240V241H37ZM176 240V239H175ZM187 241H188V239H186ZM185 240V241H186ZM217 240H219V238L218 239H216L215 241H217ZM229 240V239H228ZM16 241V240H15ZM35 241V242H36ZM158 241H159V239H158ZM157 241V242H158ZM180 241L178 242V243H180ZM186 241V242H187ZM191 241V240H190ZM195 241H197V240H195ZM3 242V241H2ZM31 242V241H30ZM29 242V243H30ZM160 242V241H159ZM164 242H165V240H164ZM175 242V241H174ZM210 242V241H209ZM214 242V241H213ZM212 242V243H213ZM9 243V242H8ZM7 243V244H8ZM11 243V242H10ZM15 242L13 241V244H14ZM149 243V242H148ZM152 243V242H151ZM155 243V242H154ZM177 243V244H178ZM182 243H183V241H182ZM195 243V242H194ZM200 243H201V241H200ZM212 243H210V244H212ZM172 244V243H171ZM181 244V243H180ZM180 244H178V245H180ZM187 244V243H186ZM213 244H215V243H213ZM212 244V245H213ZM9 245V244H8ZM7 245V246H8ZM11 245H12V243H11ZM19 245V244H18ZM28 245H30V244H28ZM162 245V244H161ZM176 245V244H175ZM174 245V246H175ZM177 245V246H178ZM216 245H218L217 244V242H216ZM216 245H213V246H209V249H208V253L206 254V255H209V256H215V254H216ZM224 245V244H223ZM222 245V246H223ZM10 246V245H9ZM8 246V247H9ZM157 246V245H156ZM169 246V245H168ZM172 246V245H171ZM203 246V245H202ZM208 246V245H207ZM162 247V246H161ZM184 247H186V245L184 246ZM190 247V246H189ZM200 247V246H199ZM24 248V249H23ZM151 248V247H150ZM158 248V247H157ZM175 248H176V250H175ZM174 248V250L175 251H178L177 250V247H175ZM179 248H180V246H179ZM188 248V247H187ZM197 248V247H196ZM19 249V248H18ZM23 249V250H22ZM159 249V248H158ZM168 249V248H167ZM172 249V248H171ZM183 249V248H182ZM206 249V248H205ZM148 250H149V248H148ZM152 250V249H151ZM160 250V249H159ZM174 250H172V251H174ZM198 249H196V251H197ZM201 250V249H200ZM203 250H204V248H203ZM156 251H157V249H156ZM165 251V250H164ZM174 251V252H175ZM183 250H181V252H182ZM187 251V250H186ZM199 251V250H198ZM207 251V250H206ZM16 252V251H15ZM155 252V251H154ZM170 252V251H169ZM181 252H180V254H181ZM190 252V251H189ZM17 253V252H16ZM18 253V254H19ZM149 253V252H148ZM160 253V252H159ZM162 253V252H161ZM160 253V254H161ZM178 253V252H177ZM198 253V252H197ZM200 253V252H199ZM199 253H198V255H199ZM173 254V253H172ZM184 254V253H183ZM186 254H187V252H186ZM191 254V253H190ZM151 255H153V253L151 254ZM162 255H163V253H162ZM165 255V254H164ZM169 255V254H168ZM179 255V254H178ZM178 255H177V257H178ZM204 255V254H203ZM206 255H204L205 257H206ZM159 256V255H158ZM173 256V255H172ZM171 256V257H172ZM182 256V255H181ZM180 256V257H181ZM193 255H191V257H192ZM202 256V255H201ZM203 256V257H204ZM257 256V255H256ZM7 257H9V256H5V255H3V258H2V260H6V258ZM157 257V256H156ZM161 257V256H160ZM160 257H157L156 259H157V261H156V263L155 264H168L167 262L165 263V262H163V261H161L160 259ZM169 257H170V255H169ZM173 257H175V256H173ZM205 257H204V259H205ZM208 257V256H207ZM212 257V258H213ZM11 258L12 257H10V259H8L9 261L11 260ZM154 258V257H153ZM160 258V259H159ZM187 258V257H186ZM193 258V257H192ZM202 258V257H201ZM200 258V259H201ZM165 259V258H164ZM189 259H191V258H189ZM194 259H195V257H194ZM207 259V258H206ZM205 259V260H206ZM210 259V258H209ZM169 260V259H168ZM175 260H177V259H175ZM171 262H172V260H170ZM182 261V260H181ZM187 260H185V262H186ZM195 261V260H194ZM188 262L189 264H196L195 262ZM203 261V258H202V260L200 261V263ZM207 261H209L208 259H207ZM0 262H2V261H0ZM4 262H6V261H4ZM11 262V261H10ZM10 262H8V263H10ZM184 262V263H185ZM176 263V262H175ZM174 263V264H175ZM180 263V262H179ZM197 263H198V260H197ZM206 263V262H205ZM205 263H201V264H205ZM149 264H151L150 262H149ZM176 264H178V263H176Z\"/></svg>",
    "mask_w": 264,
    "mask_h": 264
}]
</instances>
